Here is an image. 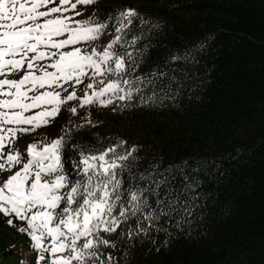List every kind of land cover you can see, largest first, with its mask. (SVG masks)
Wrapping results in <instances>:
<instances>
[{
	"label": "snow or ice",
	"instance_id": "1",
	"mask_svg": "<svg viewBox=\"0 0 264 264\" xmlns=\"http://www.w3.org/2000/svg\"><path fill=\"white\" fill-rule=\"evenodd\" d=\"M52 2L0 0V175L11 173L0 179V213L10 226L13 218L23 222L17 230L30 237L36 264H121L125 245L155 231L165 233L167 246L172 233L164 225L181 229L191 223L199 180L185 172L186 162L163 169L152 162L150 170L140 171L138 146L122 138L105 145L97 134L102 146L95 147L73 137L99 123L90 119L91 108L123 110L137 96L141 104L155 103L157 88L171 92L175 84L179 91L181 78L161 66L136 74L148 50L137 44L148 35L149 21L135 9L73 20L62 7L69 0L47 7ZM93 2L74 0L70 7ZM204 43L174 51L166 64L197 63ZM183 77L189 78L187 72ZM62 110L70 117L59 136L33 140L24 152L15 147L18 134L50 125ZM80 110L85 115L71 119ZM177 174L184 183L174 188L170 181Z\"/></svg>",
	"mask_w": 264,
	"mask_h": 264
},
{
	"label": "trees",
	"instance_id": "2",
	"mask_svg": "<svg viewBox=\"0 0 264 264\" xmlns=\"http://www.w3.org/2000/svg\"><path fill=\"white\" fill-rule=\"evenodd\" d=\"M129 7L149 21L148 35L137 44L148 50L136 74L171 67L182 86L177 91L174 84L171 92L157 88L155 103L141 104L137 96L123 110L91 108L90 119L99 123L76 132L73 142L101 147L97 134L105 145L122 138L138 146L140 171L152 162H161L160 169L186 162L185 172L199 180V195L190 224L176 229L161 219L172 233L167 246L165 233L153 231L124 246L128 255L121 264H264V0H94L64 15L77 20L94 13L103 19ZM138 25L137 20V33ZM201 42L197 63L166 64L174 51ZM84 115L80 110L71 119ZM69 117L62 110L50 125L18 134L15 147L24 152L33 140L59 136ZM170 183L176 188L184 181L177 174ZM8 218L0 213V264H34L30 237L17 230L23 222L13 218L15 226H10Z\"/></svg>",
	"mask_w": 264,
	"mask_h": 264
},
{
	"label": "rangeland",
	"instance_id": "3",
	"mask_svg": "<svg viewBox=\"0 0 264 264\" xmlns=\"http://www.w3.org/2000/svg\"><path fill=\"white\" fill-rule=\"evenodd\" d=\"M59 1V0H58ZM37 111V110H36Z\"/></svg>",
	"mask_w": 264,
	"mask_h": 264
}]
</instances>
